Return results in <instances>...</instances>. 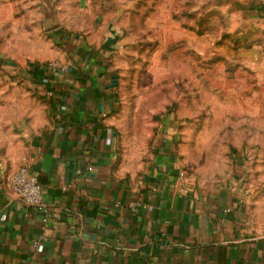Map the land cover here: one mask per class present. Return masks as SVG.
Returning <instances> with one entry per match:
<instances>
[{"label":"crops","instance_id":"0c3cea01","mask_svg":"<svg viewBox=\"0 0 264 264\" xmlns=\"http://www.w3.org/2000/svg\"><path fill=\"white\" fill-rule=\"evenodd\" d=\"M71 46L67 70L33 66L22 76L34 81L35 108L0 132V264H264L246 165L191 180L167 135L148 170L127 174L114 67L107 53ZM22 165L44 187L43 251L34 241L44 211L9 187Z\"/></svg>","mask_w":264,"mask_h":264},{"label":"rangeland","instance_id":"374dc122","mask_svg":"<svg viewBox=\"0 0 264 264\" xmlns=\"http://www.w3.org/2000/svg\"><path fill=\"white\" fill-rule=\"evenodd\" d=\"M76 40L118 76L120 168L144 173L169 135L191 180L246 165L264 218V0H0V132L35 108L22 76L67 70Z\"/></svg>","mask_w":264,"mask_h":264},{"label":"built area","instance_id":"2783aa9c","mask_svg":"<svg viewBox=\"0 0 264 264\" xmlns=\"http://www.w3.org/2000/svg\"><path fill=\"white\" fill-rule=\"evenodd\" d=\"M51 69H59L58 67H50ZM52 93L50 92L49 95ZM10 190L15 197H18L23 203H26L32 207H36L44 211V217L42 219V234L40 238L34 241V245L38 251H43L44 243L46 239V230L48 225L49 215L45 208L43 201L44 187L39 182L38 178L31 174L29 168L26 165H22L11 177Z\"/></svg>","mask_w":264,"mask_h":264},{"label":"water","instance_id":"95a60500","mask_svg":"<svg viewBox=\"0 0 264 264\" xmlns=\"http://www.w3.org/2000/svg\"><path fill=\"white\" fill-rule=\"evenodd\" d=\"M117 81H118L117 74L112 75V77H111V83L108 85V87H110V88L116 87Z\"/></svg>","mask_w":264,"mask_h":264}]
</instances>
